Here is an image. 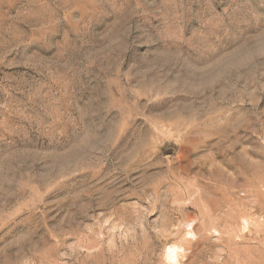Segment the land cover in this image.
Returning a JSON list of instances; mask_svg holds the SVG:
<instances>
[{
	"label": "rangeland",
	"instance_id": "1",
	"mask_svg": "<svg viewBox=\"0 0 264 264\" xmlns=\"http://www.w3.org/2000/svg\"><path fill=\"white\" fill-rule=\"evenodd\" d=\"M264 264V0H0V264Z\"/></svg>",
	"mask_w": 264,
	"mask_h": 264
},
{
	"label": "bare ground",
	"instance_id": "2",
	"mask_svg": "<svg viewBox=\"0 0 264 264\" xmlns=\"http://www.w3.org/2000/svg\"><path fill=\"white\" fill-rule=\"evenodd\" d=\"M178 250H179V248H177V247H170L167 249L165 256H166V259L168 260V262L170 264H179L180 263V262H178V255H179Z\"/></svg>",
	"mask_w": 264,
	"mask_h": 264
}]
</instances>
